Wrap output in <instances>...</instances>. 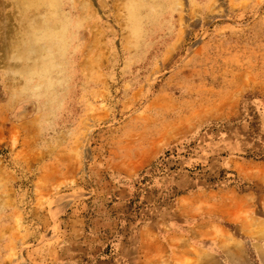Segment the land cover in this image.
Returning <instances> with one entry per match:
<instances>
[{"label":"rangeland","instance_id":"1","mask_svg":"<svg viewBox=\"0 0 264 264\" xmlns=\"http://www.w3.org/2000/svg\"><path fill=\"white\" fill-rule=\"evenodd\" d=\"M0 155V264H100L181 192L219 253L174 264H264V0H0Z\"/></svg>","mask_w":264,"mask_h":264},{"label":"crops","instance_id":"2","mask_svg":"<svg viewBox=\"0 0 264 264\" xmlns=\"http://www.w3.org/2000/svg\"><path fill=\"white\" fill-rule=\"evenodd\" d=\"M124 174L128 176V174ZM215 196H217V193L212 192L205 196H202L200 193H176V197L171 201L172 213L176 218V223L175 225L166 223L167 233L158 234L155 231H146L141 234L133 235L132 233L127 234L123 227V231L119 232L117 236L109 235L106 237L103 235L101 237L106 242L110 241V238L113 236V240L117 241V243L114 244L117 248H115L113 253L111 252L113 250L103 249V246L102 248H96L95 253H100L102 251V254L108 255L106 259L98 263L155 264L149 257L150 254L156 253L157 246L162 247L166 251L168 250V256H172L170 261H167L168 264H174L175 261H173V256L178 257L180 254H184V250L190 247L197 251L200 257H215V255L219 253L216 244L207 242L205 238L207 224L206 211L204 210L199 214L190 212L191 209H194L195 205L204 204V202L206 203L209 199L215 198ZM218 202H221L219 205L227 203L226 200L221 198L218 199ZM177 222H180V224H177ZM202 262L205 264L204 260H202Z\"/></svg>","mask_w":264,"mask_h":264},{"label":"bare ground","instance_id":"3","mask_svg":"<svg viewBox=\"0 0 264 264\" xmlns=\"http://www.w3.org/2000/svg\"><path fill=\"white\" fill-rule=\"evenodd\" d=\"M37 23V22H36Z\"/></svg>","mask_w":264,"mask_h":264}]
</instances>
